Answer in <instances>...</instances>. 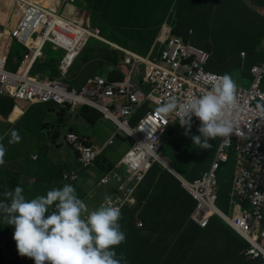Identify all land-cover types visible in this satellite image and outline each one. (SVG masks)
Returning a JSON list of instances; mask_svg holds the SVG:
<instances>
[{
    "label": "clouds",
    "instance_id": "clouds-1",
    "mask_svg": "<svg viewBox=\"0 0 264 264\" xmlns=\"http://www.w3.org/2000/svg\"><path fill=\"white\" fill-rule=\"evenodd\" d=\"M13 1L0 5V97L10 98L17 108L21 103H53L56 108L44 123L46 143L61 152L53 157L45 143L43 162L24 171L12 167L0 142V178L9 185L0 191V264H162L174 256L180 264L199 259L207 264L210 258L217 264H264V97L250 109H236L238 93L251 90L258 71H263L264 93V59L251 69L250 86L237 87L230 75L207 70L210 46H198L174 31L167 32L160 52L148 57L109 43L90 17L83 25L82 11L67 16L41 0H17L14 13ZM255 9L264 17V5ZM176 39L206 52L205 72L220 76L200 96H162L171 92L181 98L182 81L175 79L190 75L182 64H192L193 58L175 55L171 43ZM17 42L26 47L22 56L13 53ZM49 44L64 51L58 61L48 60ZM258 50L264 53V40ZM96 69L103 74H94ZM144 106L152 109L140 116ZM193 116L201 124L192 123ZM103 119L117 131L102 141L91 130ZM191 127L199 135L190 136ZM4 136L8 144L22 139L15 129ZM168 136L175 138L171 145H165ZM118 138L131 148L113 163L106 151ZM190 138L201 149L217 140L207 153L213 156L210 168L202 161L198 170H191L194 178L181 162ZM248 145H253L250 153ZM49 156L70 162L57 183L50 179ZM40 158L31 155L32 161ZM101 164L112 168L100 173ZM217 164L216 182L210 183ZM19 172L25 176L16 180L13 175ZM79 182L84 191L76 188ZM224 185L231 190L222 201ZM27 187L37 191L29 193ZM167 187L189 201L187 222L199 234L184 224L169 243L157 235L144 237L148 242L133 237L136 229L147 232L146 220L156 216L155 199ZM160 201L169 203L165 196ZM165 213L160 212L162 217ZM214 221L227 227L230 236L218 235ZM115 249L124 256L118 257Z\"/></svg>",
    "mask_w": 264,
    "mask_h": 264
},
{
    "label": "crops",
    "instance_id": "crops-1",
    "mask_svg": "<svg viewBox=\"0 0 264 264\" xmlns=\"http://www.w3.org/2000/svg\"><path fill=\"white\" fill-rule=\"evenodd\" d=\"M41 1L46 6L55 9L63 6V14L67 16L72 15L76 10L89 11L91 22L101 29L103 37L109 43L143 56L157 55L164 47L167 32L170 34L174 31L201 47L200 44L207 43L213 52L207 70L230 75L237 87L250 86L251 69L255 65H260L264 59V53L258 50V21L252 24L253 13L256 12L255 7L258 4L264 5V0H80L78 4L69 0L65 2L63 0ZM95 12L101 15L97 24L94 23ZM192 30L193 34H191ZM242 52L247 53L245 58L241 55ZM54 107L55 105L50 102L21 103L18 110L17 103L13 100L0 97V136H4V133L10 129H15L20 133L17 127L19 123L44 120L48 112L56 108ZM8 139V136H4L0 142L7 149V157L12 162L11 165L17 164V168L27 171L29 165L26 164L31 160V155L36 149H29L14 157V144H8ZM37 147L38 140L35 148ZM189 177L194 178L197 175L189 171ZM26 179L30 178L26 177ZM0 181V191L9 187L2 178ZM179 193L176 188H165L155 199V219L146 220L147 232L142 234L136 229L133 237L141 236L137 238L148 242L144 237L157 235L162 236L166 243H169L170 237L184 224H189V231L198 235L199 231L192 225L193 223L187 222L191 209H188L190 205L185 203L189 201H181ZM164 196L168 198L169 203L160 201ZM167 211L179 220L167 221L160 214V212ZM212 226L219 229L218 235L230 236L227 227H224L221 222L214 221ZM128 236L132 239L130 235ZM203 248L206 251V248ZM130 252L136 254L135 249L130 248ZM207 264L217 263L210 258Z\"/></svg>",
    "mask_w": 264,
    "mask_h": 264
},
{
    "label": "rangeland",
    "instance_id": "rangeland-1",
    "mask_svg": "<svg viewBox=\"0 0 264 264\" xmlns=\"http://www.w3.org/2000/svg\"><path fill=\"white\" fill-rule=\"evenodd\" d=\"M64 2L66 0H63ZM80 2V0H76L75 3L78 4ZM3 4V0H0V5L2 6ZM11 5L13 6V12H16V6H17V0L13 1L11 3ZM58 11L63 14L64 9L63 6L58 8ZM12 14L9 16V18L11 19ZM90 17V12L85 10L82 11V16H81V23L83 25H87V18ZM101 15L98 14L97 12H95V21L94 23L97 24L100 20ZM102 23H100L101 25ZM202 45V44H200ZM45 52L47 53V57L49 61H58L64 51L63 50H53L52 49V45H48L47 48L45 49ZM12 69H16V66H11ZM36 71H34L33 74L36 75ZM94 74H103V70L102 69H96L93 71ZM150 109H152V107L149 106H144L143 108L138 110V113L140 114V116H144ZM50 117V116H49ZM44 120H38V122H36V120H34V122L30 123V122H22L19 123L17 125V127H19L20 129V133L19 135L21 136V141L19 143H15L13 146L15 148V154L13 155L14 157H17V155L22 154L26 151L33 150L36 149L34 151V153H38L40 155V160L39 161H32L29 160L28 164L32 169H35V167L42 163L43 160L45 159V143H46V134H45V127H44ZM28 123V124H27ZM85 128H88V124H85ZM116 125L107 119H103L101 120L94 128H92L91 130V135H96V137L99 140H107L114 132H116ZM185 131V127H182V132ZM63 134H65L66 129L62 130ZM193 135H199L198 129L191 127V132H190V136ZM37 140H38V147H36L37 145ZM122 139L118 138L115 142V145L108 148V150L106 151V156L107 158L110 160V162L113 163H117L131 148V143L128 141L123 142L124 145L126 146L125 149L123 150L121 148V143H122ZM175 142V138L174 136H168V138H165V145H171L172 143ZM239 142H242V140H239ZM209 143L211 144V147L209 149H201L200 147L194 145L192 139L190 138V145L188 147L189 152L184 155L182 157V164L187 166V169H189V171L191 172V170H194V168L196 170H198V167L200 165H202V161H208L209 158H213L212 153L207 154L208 151L210 149H212L216 143L217 140H210ZM172 146L167 147V152L170 151V148ZM50 150V153L53 157H57L58 156V152L60 151V148L57 147L55 144L54 146H49L48 147ZM19 177L23 178L25 176L24 172H19L18 173ZM191 176V175H190ZM39 182V181H38ZM37 182V183H38ZM229 182V179H227V177L225 178V183L227 184ZM80 184L81 182L76 184V188L80 189ZM32 187H27V189H29V193H35L37 191V188H33ZM42 188V187H41ZM231 190V186L230 185H224L221 189V200L224 201L227 199V194L228 192ZM80 191H84V189H80ZM163 217L167 220V221H177L179 219H177L170 211L168 213H165L163 215ZM190 261H186L185 264H201L202 259L197 260L195 263L194 262H190Z\"/></svg>",
    "mask_w": 264,
    "mask_h": 264
},
{
    "label": "built area",
    "instance_id": "built-area-1",
    "mask_svg": "<svg viewBox=\"0 0 264 264\" xmlns=\"http://www.w3.org/2000/svg\"><path fill=\"white\" fill-rule=\"evenodd\" d=\"M171 45L173 48H175V55H180L185 59L193 58V61L192 64H182L183 70L190 73V75L187 77L175 79L176 83L182 81V97L179 98L178 95L171 92H167L166 95L162 96H164L166 100H168L172 96H176L178 99L183 100L191 96H200L209 91L211 89V82L213 81V79L220 77L219 75L207 74L205 72L204 65L209 59V55L194 46L185 45L181 39L173 40ZM175 66H178V64H176ZM258 73L259 74L256 76L251 90H242L238 93V104L236 109H250L254 101H257L264 97V93L261 90L263 71H258ZM192 123L201 124V121L199 120V118L193 116ZM246 149L248 153H250L253 150V145H248ZM252 155L256 157L254 153H252ZM218 168L219 164L215 165L213 172L208 176V179H210V183L216 182L215 171Z\"/></svg>",
    "mask_w": 264,
    "mask_h": 264
},
{
    "label": "trees",
    "instance_id": "trees-1",
    "mask_svg": "<svg viewBox=\"0 0 264 264\" xmlns=\"http://www.w3.org/2000/svg\"><path fill=\"white\" fill-rule=\"evenodd\" d=\"M253 18H252V24L255 23L256 21H258V28H259V43H258V48H260L263 40H264V17L261 16L257 11L253 13ZM250 20V19H249ZM247 22H248V18H247ZM197 39H199L198 37H196ZM202 46H205V47H208L207 46V43L205 44H202ZM17 53L19 56H22L23 54H25L26 52V47L23 46L21 43L17 42L16 43V46H15V49H14V52L13 53ZM62 120V119H61ZM58 136H56L57 138ZM47 146H49L48 143H46ZM212 156V155H211ZM50 158V156L48 157ZM213 158H209V160L206 162V164L209 163V165H207L206 169H209L210 168V164L212 162ZM69 160H62L61 162H58L56 160H52L50 158V168H51V171L53 173L52 177L50 179H52L54 182H59L60 180H62V174H63V168L67 167L70 165V162H68ZM17 164H13L12 167H16ZM112 167L111 165L107 166V167H102V164L99 165V169L98 171L101 173V172H105L107 170H110ZM15 173V172H13ZM12 174V172H11ZM15 177L16 180H19L17 179L18 178V173H16V175H13ZM55 185V183H53ZM190 207V206H189ZM167 248V247H165ZM115 251L117 252V250L115 249ZM120 254H123V252L121 253V250L119 252H117V255L119 257ZM124 256V254H123ZM135 264V263H133ZM162 264H180V262L177 260V258L174 256L170 259V257L163 261Z\"/></svg>",
    "mask_w": 264,
    "mask_h": 264
}]
</instances>
